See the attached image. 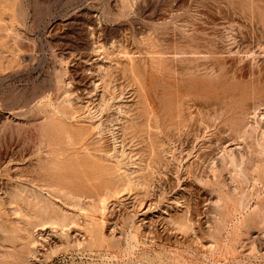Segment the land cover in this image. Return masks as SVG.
<instances>
[{
  "label": "rangeland",
  "instance_id": "1",
  "mask_svg": "<svg viewBox=\"0 0 264 264\" xmlns=\"http://www.w3.org/2000/svg\"><path fill=\"white\" fill-rule=\"evenodd\" d=\"M0 264H264V0H0Z\"/></svg>",
  "mask_w": 264,
  "mask_h": 264
},
{
  "label": "bare ground",
  "instance_id": "2",
  "mask_svg": "<svg viewBox=\"0 0 264 264\" xmlns=\"http://www.w3.org/2000/svg\"><path fill=\"white\" fill-rule=\"evenodd\" d=\"M108 48V47H107ZM112 49V48H111ZM113 54V53H112ZM109 60V59H108ZM109 69H110V67H109ZM61 77V76H60ZM111 77V76H110ZM60 82V81H59ZM92 102V101H91ZM88 105H89V103H87ZM91 104V103H90ZM86 109V108H85ZM89 111V110H88ZM90 113H92L91 111H90ZM98 128V127H97ZM99 129V128H98ZM97 129V130H98ZM99 131H97V133H98ZM88 152V151H87ZM114 153V152H113ZM107 157V156H106Z\"/></svg>",
  "mask_w": 264,
  "mask_h": 264
}]
</instances>
